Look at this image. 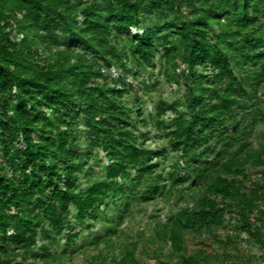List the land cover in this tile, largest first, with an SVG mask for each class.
Wrapping results in <instances>:
<instances>
[{"label": "trees", "instance_id": "1", "mask_svg": "<svg viewBox=\"0 0 264 264\" xmlns=\"http://www.w3.org/2000/svg\"><path fill=\"white\" fill-rule=\"evenodd\" d=\"M146 16L160 24L146 26ZM158 56L183 101L160 98L147 118L126 97L135 83L145 94L158 86L138 80ZM112 68L120 82L103 72ZM139 124L166 144L147 146ZM261 125L264 0H0V264L67 263L111 204L126 213L132 202H171L178 188L191 205L154 223L173 264H221L184 236L234 221V236L246 234L263 256ZM90 161L104 174L83 183ZM118 234L115 226L95 242L110 252L95 264H137L136 243L118 260Z\"/></svg>", "mask_w": 264, "mask_h": 264}, {"label": "rangeland", "instance_id": "2", "mask_svg": "<svg viewBox=\"0 0 264 264\" xmlns=\"http://www.w3.org/2000/svg\"><path fill=\"white\" fill-rule=\"evenodd\" d=\"M160 24L156 17L146 16L145 25L150 27H155ZM119 49L122 53H126L124 48V43L119 44ZM91 59V56L88 57ZM163 66L159 56L156 58L155 68L149 69L143 72L140 76L139 86L142 85L143 81L158 82V86L152 88L148 94L140 91L141 89L135 83L134 92L126 97V102L138 110L140 107L144 109L145 117L149 118V113L153 111V107L160 98L168 101L169 105L176 106L177 103L182 102V90L176 87L174 84L171 85L167 82L165 75L163 74ZM106 75L110 76L115 82H120L122 80L121 73L116 69L111 70L104 69L103 71ZM137 101H140L139 103ZM185 112V110H182ZM171 116L168 113L166 119ZM260 130H264V126L261 125ZM140 133H145V144L151 148H158L166 144V140L158 133L156 130L152 129L151 126L147 128H142L139 124ZM81 141V145H84V137L78 135ZM102 154L99 155V159ZM177 159L175 154H169V157L165 163L167 169L166 173L172 163ZM94 161H90L88 166L85 168V172L82 173V182L85 183L88 178L92 182L98 180L103 174V170L96 168L91 169ZM183 174V172H182ZM124 203V202H123ZM192 198L190 193L186 190L178 188L175 191L174 197L171 202H165L163 199H158L154 202L135 205L133 202L130 204L129 212L124 213V209L118 211L116 206L111 204L107 210V214H103L98 222L94 224V227L90 230L84 229L82 234L77 240L76 246L77 250L72 252L71 258L67 263L64 264H95L94 256L102 254V256H108V246L105 243L99 246L95 245L98 239L104 238L108 235V230L117 226L119 234L113 237L112 246L115 247L117 253V258L120 260L122 245L125 243H136L137 248L135 251V260L137 264H173L174 260L170 258V253L166 250V254H163L164 248H160V243H158L154 238V223L157 220L166 221L169 214L178 211L181 208L191 205ZM119 207V205H118ZM123 208V207H122ZM73 211V209H72ZM120 214H125V221L122 226H118L116 221ZM113 224H111V220ZM234 221L232 225L226 224L224 227H219L218 229H213L209 236H201L195 232H187L184 236V245L195 250L201 251L212 258H218L221 264H264V255L260 251L258 245L255 241L248 238L246 234H242L240 237L236 238ZM227 240H230L227 243ZM64 241H60L54 245H51V251L61 253L63 250ZM166 248V246L164 245ZM167 249V248H166ZM165 253V252H164ZM213 260V259H212ZM38 264H43L39 262ZM50 264H58L51 263ZM106 264H118L112 261L111 258H107Z\"/></svg>", "mask_w": 264, "mask_h": 264}]
</instances>
